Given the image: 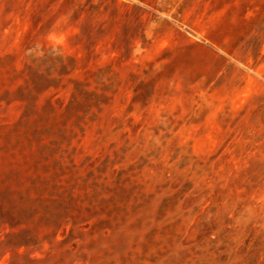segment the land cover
I'll return each mask as SVG.
<instances>
[{
	"label": "rangeland",
	"instance_id": "1",
	"mask_svg": "<svg viewBox=\"0 0 264 264\" xmlns=\"http://www.w3.org/2000/svg\"><path fill=\"white\" fill-rule=\"evenodd\" d=\"M233 1L0 0V264H264V7ZM26 65L59 86L29 106Z\"/></svg>",
	"mask_w": 264,
	"mask_h": 264
},
{
	"label": "trees",
	"instance_id": "2",
	"mask_svg": "<svg viewBox=\"0 0 264 264\" xmlns=\"http://www.w3.org/2000/svg\"><path fill=\"white\" fill-rule=\"evenodd\" d=\"M26 71H30V77L28 76L26 78V89L28 91V94H26V89H24L23 87L20 89L21 90V95H25L26 98H22L20 101H24L26 103V106H29L32 104V102H34V97H32V95L34 94V92H36V90H40L42 91H46V90H51L53 88H58L59 86H52V85H45L42 86L41 84H38V82H35V79L32 77L31 72H33V67L31 65H26ZM32 77V78H31ZM32 79V80H31ZM34 81V82H33ZM79 88H81V90H79ZM88 86L82 83H76V86L74 87V91L72 93L71 99L69 101V103L63 108V113L69 114L71 113V118L74 119L77 122H80V120L84 119L88 114H90L94 107H96L98 105L97 102H94L90 99H88L87 97H77V92L81 91V93L84 94V96H88L90 94V92L87 90ZM24 96V97H25ZM33 99V100H32ZM49 107L54 111L56 110L54 104H49ZM48 107V108H49ZM53 125L50 124H45L44 127L46 128H52ZM59 128L60 125L58 124ZM57 127V125L55 126ZM127 184H130V182L128 183H124L121 186L118 187V192H128V189H131L132 187L135 188V186H137L136 188H139L140 184L137 183L136 181L131 182V186H129L127 188ZM139 184V186H138ZM105 186V190L108 191V193H110V198L113 199V194L111 192V186H110V182H107L102 184V186ZM97 189V185L96 188ZM96 191V190H95ZM117 192V193H118ZM256 236V238H255ZM26 239V238H25ZM24 241V240H23ZM262 245V235L260 233V235L256 232L254 234V236L251 238V240H249L247 247L250 248L249 252H247L248 255H250V261L253 262H257L258 259L261 257V249H258V247L261 248ZM248 262L246 260H242L237 264H247Z\"/></svg>",
	"mask_w": 264,
	"mask_h": 264
},
{
	"label": "crops",
	"instance_id": "3",
	"mask_svg": "<svg viewBox=\"0 0 264 264\" xmlns=\"http://www.w3.org/2000/svg\"><path fill=\"white\" fill-rule=\"evenodd\" d=\"M231 6H236L238 8L243 7H264V0H234L230 4Z\"/></svg>",
	"mask_w": 264,
	"mask_h": 264
}]
</instances>
